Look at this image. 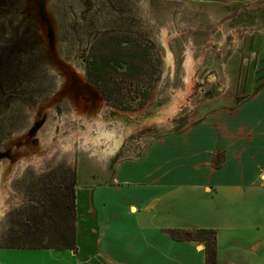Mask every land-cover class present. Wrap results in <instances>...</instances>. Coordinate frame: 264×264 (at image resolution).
<instances>
[{"label": "rangeland", "instance_id": "rangeland-1", "mask_svg": "<svg viewBox=\"0 0 264 264\" xmlns=\"http://www.w3.org/2000/svg\"><path fill=\"white\" fill-rule=\"evenodd\" d=\"M109 32L159 60L129 110L86 72ZM263 83L264 0H0V247L22 242L33 207L76 190L78 173L100 177Z\"/></svg>", "mask_w": 264, "mask_h": 264}, {"label": "crops", "instance_id": "crops-1", "mask_svg": "<svg viewBox=\"0 0 264 264\" xmlns=\"http://www.w3.org/2000/svg\"><path fill=\"white\" fill-rule=\"evenodd\" d=\"M102 173H78L75 249L2 246L0 264H206L174 228L214 229L217 264H264V83Z\"/></svg>", "mask_w": 264, "mask_h": 264}, {"label": "trees", "instance_id": "trees-1", "mask_svg": "<svg viewBox=\"0 0 264 264\" xmlns=\"http://www.w3.org/2000/svg\"><path fill=\"white\" fill-rule=\"evenodd\" d=\"M148 43L128 33H106L94 41L87 60L86 72L104 98L122 109H131L132 102L142 104L147 90L159 72V60L152 56ZM141 87H147L144 90ZM129 87V88H128ZM138 91H133L132 88ZM142 90V93L140 91ZM131 92H135L130 96ZM54 194L34 206V214L24 228L25 239L10 247L76 248V190ZM176 239L205 243L206 264H217V234L214 229H169Z\"/></svg>", "mask_w": 264, "mask_h": 264}]
</instances>
